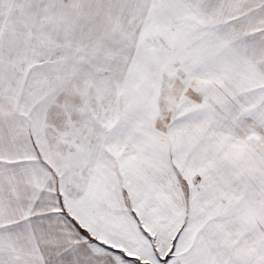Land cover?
Returning a JSON list of instances; mask_svg holds the SVG:
<instances>
[{"label":"snow or ice","instance_id":"6c2138e0","mask_svg":"<svg viewBox=\"0 0 264 264\" xmlns=\"http://www.w3.org/2000/svg\"><path fill=\"white\" fill-rule=\"evenodd\" d=\"M0 264H264V0H0Z\"/></svg>","mask_w":264,"mask_h":264}]
</instances>
